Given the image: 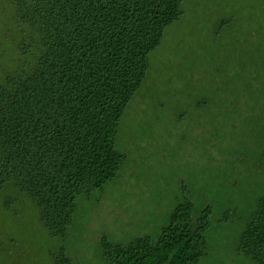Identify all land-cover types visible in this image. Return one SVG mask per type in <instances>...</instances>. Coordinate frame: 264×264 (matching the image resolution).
<instances>
[{
	"label": "rangeland",
	"instance_id": "374dc122",
	"mask_svg": "<svg viewBox=\"0 0 264 264\" xmlns=\"http://www.w3.org/2000/svg\"><path fill=\"white\" fill-rule=\"evenodd\" d=\"M148 54L149 69L117 127L116 176L76 197L64 236L29 196L0 192V264H107L104 238L157 239L171 211L208 209L206 251L190 264H257L237 250L264 194V0H183ZM34 37L0 0V78L29 69Z\"/></svg>",
	"mask_w": 264,
	"mask_h": 264
},
{
	"label": "trees",
	"instance_id": "16d2710c",
	"mask_svg": "<svg viewBox=\"0 0 264 264\" xmlns=\"http://www.w3.org/2000/svg\"><path fill=\"white\" fill-rule=\"evenodd\" d=\"M182 1L9 0L36 53L29 69L0 78V192L10 185L29 196L51 235L66 234L78 195L116 176L118 123ZM207 212L192 216L190 203L178 204L157 239L103 238L102 256L107 264L193 263L206 251ZM237 250L264 264V194Z\"/></svg>",
	"mask_w": 264,
	"mask_h": 264
}]
</instances>
